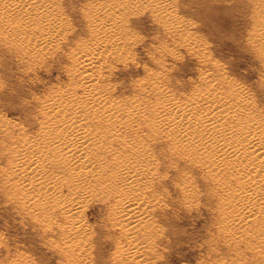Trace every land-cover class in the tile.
<instances>
[{"label":"rangeland","instance_id":"rangeland-1","mask_svg":"<svg viewBox=\"0 0 264 264\" xmlns=\"http://www.w3.org/2000/svg\"><path fill=\"white\" fill-rule=\"evenodd\" d=\"M122 5V0H50L48 8L57 18L54 29L28 54L19 47L11 49L0 37V176L7 171L5 148L9 143L39 142V115L45 99L67 87L72 57L83 61L82 75L94 78L112 99L136 102L143 98L146 105L167 99L163 106L183 104L191 96L197 97L201 88L212 95L222 90L229 96L224 103L234 110L232 119L225 123L221 116L209 125L217 126L226 137H240L245 130L257 136L263 133L264 0H126L127 6ZM106 31L109 42L91 43L99 34L105 39ZM82 50L103 56H95L88 64L81 58ZM151 87L159 89L158 96ZM146 109L130 113L146 115ZM80 128L86 131L85 126ZM156 144L149 147V143L147 149L155 163L156 171H152L161 176L149 194L161 202L159 208L164 211L157 213L159 218H151L152 230L141 239L133 234L147 264H264V253H254L261 250L264 233L253 229L246 236L219 232L216 226L221 216L211 200L210 186L203 185L194 167L185 165L179 170L187 173L194 189L187 193L190 201L178 199L168 180L182 158L162 154ZM8 182L4 184L0 177V264H77L79 254L70 256L73 248L58 251L53 219L19 206L13 193L5 191ZM98 200L82 199L78 209L88 228L97 230L102 224L93 250L79 263L118 264L112 232L105 231L103 206Z\"/></svg>","mask_w":264,"mask_h":264},{"label":"bare ground","instance_id":"bare-ground-1","mask_svg":"<svg viewBox=\"0 0 264 264\" xmlns=\"http://www.w3.org/2000/svg\"><path fill=\"white\" fill-rule=\"evenodd\" d=\"M49 3L50 0H0L2 40L10 47H19L23 54L31 52L57 21L55 13L48 8ZM122 4L127 6L126 0ZM99 36H94L91 43L109 42L107 31L105 39ZM81 55L88 64L95 56H101L90 50ZM76 58L79 57L69 58L67 87L63 91L55 90L45 99L39 115V142L9 143L5 148L7 171L0 176L4 184L9 181L5 191L13 193L19 206L28 208L31 214L53 219L58 251L73 248L70 256L79 254L77 264H81L79 260H84V255L93 250L102 224L97 230L88 228L78 209L82 199L98 197L103 206L101 220L106 225L105 231L112 232L110 238L117 252L115 261L147 264L144 260L147 257L133 234H139L141 239L143 233L152 230V219L164 211L159 208L161 202L149 194L161 176H155L152 171H156L155 163L147 149L154 142L162 154L182 158V166L178 165L168 180L178 199L190 201L186 199L187 193L194 189L186 178L187 173L179 170L185 165L194 167L203 185L210 186L211 200L215 202L217 216H221L216 226L219 232L246 236L253 229L264 233V131L258 136L245 130L240 137H226L217 126L209 125L221 116H225L221 117L225 123L232 119L234 110L224 103L229 96L222 90L212 95L201 88L197 97L191 96L183 104L169 102L162 106L167 99L161 98L153 105L150 103L151 107L143 98L136 102L112 99L113 95L103 93L106 89L95 84L94 78L82 75L85 65ZM151 90L153 95H159L156 87ZM125 106L128 107L124 109ZM144 108L146 115H131ZM80 126H85L86 131ZM262 242L261 250L254 251L257 255L264 253Z\"/></svg>","mask_w":264,"mask_h":264}]
</instances>
